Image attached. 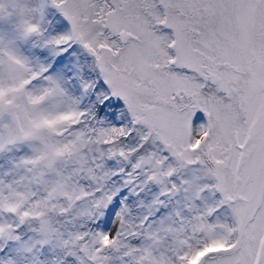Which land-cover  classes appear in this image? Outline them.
<instances>
[{"label":"snow or ice","instance_id":"1","mask_svg":"<svg viewBox=\"0 0 264 264\" xmlns=\"http://www.w3.org/2000/svg\"><path fill=\"white\" fill-rule=\"evenodd\" d=\"M0 264H264V0H0Z\"/></svg>","mask_w":264,"mask_h":264}]
</instances>
